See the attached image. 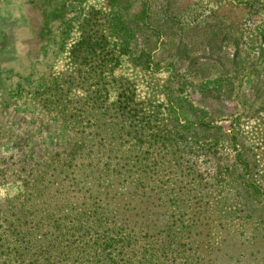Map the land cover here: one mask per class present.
Here are the masks:
<instances>
[{"label":"trees","instance_id":"1","mask_svg":"<svg viewBox=\"0 0 264 264\" xmlns=\"http://www.w3.org/2000/svg\"><path fill=\"white\" fill-rule=\"evenodd\" d=\"M113 23L107 18L99 26ZM106 32L100 51L84 36L85 71H77L91 76L94 70L100 81L56 76L49 86L52 98L42 88L36 92V100L68 126L69 137L35 168L14 173L22 191L4 199L0 264L262 263L263 157L232 138V163L198 181L192 158L217 155L220 136L211 133L216 127L205 121L203 109L168 95L169 88L162 97L140 100L130 86L118 84L111 99L102 76L119 57ZM113 46L120 49V42ZM77 88L93 95L76 97ZM182 109L192 112L195 125L178 117ZM217 195L226 200L214 205L217 199L209 198ZM157 201L163 222L152 233Z\"/></svg>","mask_w":264,"mask_h":264},{"label":"rangeland","instance_id":"2","mask_svg":"<svg viewBox=\"0 0 264 264\" xmlns=\"http://www.w3.org/2000/svg\"><path fill=\"white\" fill-rule=\"evenodd\" d=\"M18 1L2 6L11 18L3 23L10 25L8 29L1 26L0 13V232L4 199L22 191L14 173L35 168L50 148L65 144L69 137L68 126L56 111L45 108L43 100H36L41 96L36 92L42 88L52 98L49 86L56 76L68 82V76L75 82L100 81L101 74L94 70L91 76L77 71H85L82 43L91 36L100 51L106 31L119 57V64L102 76L110 83L111 99H116L118 84L130 86L140 100L162 97L161 90L169 88L168 95L203 109L205 121L217 128L211 130L220 136L217 155L206 152L192 158L201 173L198 181L211 179L217 169L232 163L236 154L232 138L238 147L245 144L264 159V0ZM12 7L28 13L19 20ZM107 18H113L111 27H100ZM27 20L35 24L31 31L15 26L28 25ZM117 41L120 49L113 46ZM10 77L14 82H7ZM74 93L82 99L93 95L80 88ZM184 109L178 117L195 125L192 112ZM185 179L188 184L191 177ZM215 198L214 205L225 199L224 195L209 199ZM159 204L152 233L163 222Z\"/></svg>","mask_w":264,"mask_h":264},{"label":"crops","instance_id":"3","mask_svg":"<svg viewBox=\"0 0 264 264\" xmlns=\"http://www.w3.org/2000/svg\"><path fill=\"white\" fill-rule=\"evenodd\" d=\"M7 1H12V3L14 4V6H15V3L16 2H20V1H18V0H1V11H0V13H1V26L4 28V29H8L9 28V26L10 25H8L7 26V24H6V27L4 26V22H6V20H9V19H11L10 17H7L8 16V11H6V10H4V8L2 7V6H4L5 4H9V2H7ZM23 3V2H22ZM11 11H13V13H15V15H16V17L17 16H19L20 15V17H19V20L20 19H22V17H21V15L22 14H25V13H28L27 11L28 10H20V7H12L11 9H10ZM2 15H3V17H2ZM16 17H14V18H16ZM4 18H6L5 19V21H3L4 20ZM29 19H30V17H29ZM15 23H17V25L15 24V26L16 27H22L23 29H25V30H29V31H31V28L32 27H35V24H34V22H32V21H30V20H27V23H28V25H25V26H23L22 24H21V22H15ZM11 28H12V26H11ZM13 29V28H12ZM14 30V29H13ZM36 33H34V35H35ZM25 38H24V40L25 39H30V38H27L26 36H24ZM23 40V39H22ZM22 40H21V44H22ZM17 44V43H16ZM19 45V44H18ZM37 66V63H35V65L33 66V68L35 67V68H37L36 67ZM32 71H33V69H32ZM12 74H14L15 76H19V77H21V75H20V73H14V72H11ZM18 78V77H17ZM17 80V79H16ZM7 82H14V81H11V77H10V79H8V81ZM17 85H19V84H17Z\"/></svg>","mask_w":264,"mask_h":264}]
</instances>
